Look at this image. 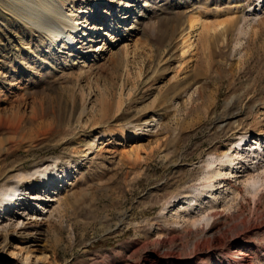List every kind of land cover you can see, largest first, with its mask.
<instances>
[{"label":"rangeland","instance_id":"rangeland-1","mask_svg":"<svg viewBox=\"0 0 264 264\" xmlns=\"http://www.w3.org/2000/svg\"><path fill=\"white\" fill-rule=\"evenodd\" d=\"M137 1L122 54L82 68L55 48L49 62L10 74L0 99V189L18 191L12 203H0V264L25 260L29 243L20 229L34 222L44 224L30 264H137L141 248L162 241L158 264H246L230 251L185 248L209 233L202 220L191 223L208 206L200 194L208 162L234 157L247 136L245 170L264 171V0ZM81 3L75 0L73 19L89 5ZM192 20L203 27L183 55ZM21 36L28 42L0 7V66L18 61L19 45L11 53L1 48ZM54 166L64 180L51 187L42 174ZM246 174L214 188L222 213L208 229L247 218L255 227L236 241L249 264H264V188L244 186ZM30 176L37 183L21 191L19 179ZM185 199H193L190 207Z\"/></svg>","mask_w":264,"mask_h":264},{"label":"bare ground","instance_id":"bare-ground-1","mask_svg":"<svg viewBox=\"0 0 264 264\" xmlns=\"http://www.w3.org/2000/svg\"><path fill=\"white\" fill-rule=\"evenodd\" d=\"M80 1L83 2L80 5L84 3L89 5L88 7H83L82 9L78 8L83 11V16L73 19L75 11H72V9L74 10L73 5L75 0H0V7L6 11L8 22L15 23L18 26V29L22 32L25 31L29 38L28 42H26L25 38L22 36L16 37L15 45L11 47V43L7 42V44L3 45L1 48L5 49V51L9 53L10 51L8 50L12 51L19 45L17 50L18 61L6 59V61H8L5 63L2 62L4 65L0 66V95L3 97L0 99L4 100L6 97L2 90L7 82H9L8 78L10 77V74L14 71L23 72L24 70L32 69L33 66L40 61L49 62V60L54 57L53 50L55 48L61 51H67L68 54L73 55L75 59L81 61L82 68L88 66L90 62H98L112 54L123 53V43L126 42V40L124 41L123 39L130 37V20L139 12L137 7L138 1L129 0L125 4V9L120 5L122 4V0H79V2ZM71 3V13L66 15L64 8ZM227 22H232V20L230 21L229 19ZM227 22L224 21L218 24V26L222 27V24ZM82 23L87 24V26L90 27L79 28ZM202 23L203 22L200 20L191 21L189 25L190 31L186 33L183 38L182 45H184L183 49H185L183 50V55L191 52V48L193 47L191 39L194 37V34H196L198 30L200 31L203 27ZM22 29H24V31ZM80 29H83V32L79 38L77 35L80 34L78 32ZM82 39H84L85 44H83V41L81 43L78 42V40L81 41ZM78 44H81V46L77 47ZM121 44H123V46ZM115 48H117L116 51L114 50ZM2 55L3 51H0V58H2ZM26 56H31V58L27 59ZM6 65L8 67H6ZM12 87L14 89V84L9 85V89ZM256 138V141L252 144L259 143L258 141L260 137L257 136ZM247 139V136H244L239 141V144L236 146L238 151L234 157L225 155L214 160V162L207 163L208 168H211V172L204 178V181L207 182V184L203 187L206 188V190L200 194L201 196H207L206 198L209 199L207 203L208 206L203 207L204 211H201V213H203L201 219L192 220L191 223L195 226L202 220L206 230H209V233L203 234L200 239L194 238L189 243L190 246L185 248L188 252L192 249L196 250L199 248V252L204 255L209 252L210 249L213 248L214 250L215 248V251L217 252L230 251L234 258H239L240 263L244 262L249 264V259L244 257L245 255L243 256L241 254L242 250L239 249V246H241L240 243L236 241L237 238H246L248 233L255 227H250L248 225L247 218L234 217L229 224L222 225L215 231L208 229L210 228V222L222 213L220 207L217 205V197L213 195L215 187H217L215 190L219 191L226 186H232L231 179L243 178V174L247 173L246 175H249V177L244 178V186L250 187L253 191L264 188V176L261 175H264V171L260 173L258 167H255L254 172L256 175L254 177L253 174H250L245 170L246 163L244 159H246L245 155L248 152L240 146L242 142L245 144ZM251 153L254 154V151ZM214 164H216L215 168H213ZM239 170L241 171L242 177H238V172H240ZM51 173L53 177L51 176ZM36 174L40 173L36 172ZM42 176L51 182L48 183L43 180V182H47V184L51 187L64 180V176L56 172V166L50 169L45 168ZM35 183H37V179L33 176H30V178H20L19 189L23 191L25 185H33ZM17 191L18 190L16 188H1L0 203L4 202L5 199L6 201L9 199L7 203H12L11 199L15 196L14 194ZM218 195H220V193ZM185 200L187 202L186 205L190 207L189 204L193 201V199ZM202 200L199 198L195 201V203L200 206L202 204ZM52 201L55 200H52L51 198L47 200V202ZM199 208H201V206ZM175 218H181L184 222H189V219L185 217H179L176 215ZM260 220L258 228L264 229V213L261 215ZM45 221H49V219L46 218ZM42 223L34 222L33 224H27L20 229L21 233L25 235L22 239L29 243V246L25 248L26 253L24 252L26 254L25 260L20 262V264H30L29 260L31 257H36V255L33 256V254L39 253V240L34 238V236L37 231L42 229ZM184 247V245H181V249H184ZM166 248V241L158 243L155 247L147 245L141 248L140 253L142 254V260L141 263L138 262L137 264H158L159 253L161 252L164 254L163 250ZM171 250H173V247H170V251ZM41 259L42 258L40 257L37 258V260ZM128 260L131 261H128L126 264H136L131 258ZM184 260L185 264H190L191 262V258ZM171 263L174 262L171 261ZM177 263H179L178 259ZM212 264H224V260L218 259L212 262Z\"/></svg>","mask_w":264,"mask_h":264}]
</instances>
